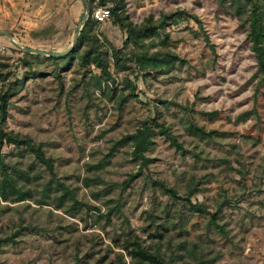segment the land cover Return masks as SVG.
Wrapping results in <instances>:
<instances>
[{"label":"rangeland","instance_id":"374dc122","mask_svg":"<svg viewBox=\"0 0 264 264\" xmlns=\"http://www.w3.org/2000/svg\"><path fill=\"white\" fill-rule=\"evenodd\" d=\"M87 2L93 35L107 51L109 76L100 87L95 65L26 56L0 36V92L20 84L2 128L41 143L56 174L50 182L30 153L0 146L10 171L29 173L24 190L32 194L18 203L0 199V264H132L121 245L136 239L158 253L159 264H264V77L245 17L234 14L230 0H123L133 25L151 19L167 35L131 46L110 14L104 22L94 18L116 0ZM21 8L35 25L6 32L21 47L54 53L70 47L85 12L82 0H22ZM167 53L176 57L169 66L142 71L136 61ZM143 123L154 129L146 166L133 159L131 144L111 152ZM190 124L209 136L189 134ZM56 181L74 193L72 210L68 200L56 207ZM157 181L203 211L173 201ZM45 185L52 191L41 205ZM212 214L225 235L209 225Z\"/></svg>","mask_w":264,"mask_h":264},{"label":"trees","instance_id":"16d2710c","mask_svg":"<svg viewBox=\"0 0 264 264\" xmlns=\"http://www.w3.org/2000/svg\"><path fill=\"white\" fill-rule=\"evenodd\" d=\"M222 1V0H221ZM231 8L234 11V14L239 17H245L244 23L247 24V38L250 43L251 51L254 55L256 64H257V73L264 77V0H230ZM102 5H105L106 0H100ZM90 13L87 21L79 35V39L74 46V48L65 56L50 58L47 57L50 61L54 63H63L64 66H68L69 62L74 58L78 59L82 67L89 66L91 64L95 65L101 70L102 76L97 78L96 86L100 87L102 79L108 78L109 73L107 71V51L103 49V46L99 43L97 38L93 35V30L95 28L94 22L91 20L92 15V3L90 2ZM110 17L112 18L113 23L118 26L122 31L126 33L125 44L131 46H139L146 39L159 37L167 40V35L164 33L163 24L153 25L151 19L145 20L140 26L133 25L129 20L127 15L124 13V4L123 0H116L114 6L109 9ZM171 19V17H166ZM178 19L182 17L177 15ZM205 41L209 43L208 37H204ZM119 50H114V58L118 61ZM26 56H34L33 54L24 53ZM176 57L167 53L161 57L157 56H146V55H137L136 61L142 71L151 68H158L162 65L169 66L173 63V60ZM0 78H3L0 74ZM19 83H13L8 86L7 90L0 92V146L4 143L8 145H13L14 148L23 150L22 152L30 153L34 161L42 166L50 175V182L55 181L56 174L54 172L53 161L50 158L45 157L43 150V145L36 144L32 139L26 136H20L11 131L3 130V126L6 122V117L8 114V104L10 99V94L14 92V88L19 86ZM16 86V87H14ZM123 101V100H122ZM161 135L166 136L167 140L174 146L176 149L181 150V145L178 144L176 138L168 133V130L165 129L162 125L154 122L153 123ZM187 131L189 134L196 136L198 138H204L209 136L203 128L188 125ZM154 135V129L148 125V123H143L141 129H138L134 134H130L122 137L118 140L114 146L111 148V152L116 150L120 146L126 144H131L133 150L132 155L134 160H140L141 166H146V163L149 160L144 157V153L150 149L151 138ZM11 167L4 164L0 159V199L3 202L18 203L27 200L32 197L30 190H24L25 183L29 182L30 177L27 171L12 169ZM137 174L130 175L128 180L123 184V188H126L135 178ZM38 174L33 175V180H37ZM88 179H85V186H88ZM159 187V189L166 195L170 197L173 201H184L187 202L190 209L195 213H200L203 211L200 205L192 204L188 197H180L175 190L170 189L166 186L164 182H153ZM56 186L53 189L54 201L57 208H62L65 205V202L72 201V204L69 206L70 210L73 209L75 205L78 204L74 193L69 190L65 185L55 182ZM52 191L49 185H45L43 190V197L38 200L39 204L45 205V197H49V193ZM112 209L106 214V220L109 222L112 214ZM68 214L72 215L71 211H68ZM209 225L214 228L219 234L225 235V231L222 226H220L215 219V215L212 214L209 219ZM158 238H162L161 235H158ZM123 251L126 252V255L131 259L132 264H159L158 253L155 251H150L149 249L143 247L138 239L136 241L128 242L125 241L121 245ZM125 264V263H121Z\"/></svg>","mask_w":264,"mask_h":264},{"label":"crops","instance_id":"0c3cea01","mask_svg":"<svg viewBox=\"0 0 264 264\" xmlns=\"http://www.w3.org/2000/svg\"><path fill=\"white\" fill-rule=\"evenodd\" d=\"M22 0H0V31H10L13 28L23 24L31 26L24 21V14L22 12Z\"/></svg>","mask_w":264,"mask_h":264},{"label":"water","instance_id":"95a60500","mask_svg":"<svg viewBox=\"0 0 264 264\" xmlns=\"http://www.w3.org/2000/svg\"><path fill=\"white\" fill-rule=\"evenodd\" d=\"M83 2V5H84V9H85V12H84V15L81 19V22L78 26V29H77V32L74 36V39L70 45V47L64 51L63 53H54V52H46V51H42V50H38V49H30V48H24V47H21L19 44H17L11 34L9 32H5V31H0V36H5L9 39V41H11L13 43V45L23 51L24 53H27V54H33V55H38V56H44V57H50V58H54V57H61V56H65L67 55L73 48L74 46L76 45L77 41H78V38H79V35H80V32L82 30V27L84 26L85 22L87 21L88 17H89V8H88V2L87 0H82Z\"/></svg>","mask_w":264,"mask_h":264},{"label":"built area","instance_id":"2783aa9c","mask_svg":"<svg viewBox=\"0 0 264 264\" xmlns=\"http://www.w3.org/2000/svg\"><path fill=\"white\" fill-rule=\"evenodd\" d=\"M109 16V11L104 9H99L96 12H94V18L98 22H104L105 19H107Z\"/></svg>","mask_w":264,"mask_h":264}]
</instances>
